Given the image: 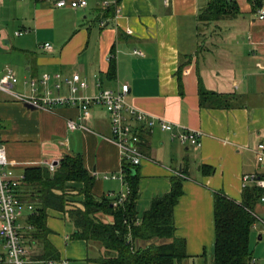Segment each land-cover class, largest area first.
<instances>
[{"label": "crops", "instance_id": "0c3cea01", "mask_svg": "<svg viewBox=\"0 0 264 264\" xmlns=\"http://www.w3.org/2000/svg\"><path fill=\"white\" fill-rule=\"evenodd\" d=\"M17 1V18L0 27V78L12 70L15 92L67 96V86L55 89L53 78L46 85L38 82L34 91L28 81L42 74H59L62 81L78 74L86 85L78 92L82 96L127 85L126 102L138 112L172 124L174 134L185 129L200 133V147L194 149L157 128L142 132L145 159L137 167L135 210L140 219L154 198L170 191L171 179L181 178L173 218L187 258L179 264H205V255L214 250L213 193L240 203L242 177L264 176V162L256 161L257 145L264 142V21L255 20L250 1L233 0L239 14L213 22L198 19L207 0H119L118 12L100 10L96 0L85 9L56 8L50 0ZM7 2L0 0V7ZM200 86L223 96L227 107L200 105ZM70 121L80 127L69 129ZM0 145L17 177L79 154L94 180V197L110 198L124 190L119 178H103L119 175L122 164L110 140L108 114L99 106H91L85 117L77 106L37 109L0 93ZM67 186L71 191L65 199L71 206L46 211L44 240L58 254L53 261L100 264L104 249L99 242L71 239L70 210L82 207L83 196L78 193L81 183ZM254 210L264 218V204L256 203ZM30 214L20 219L28 258L31 264H47L51 259H42L44 243L30 236ZM99 219L113 221L106 215ZM262 237L258 233V240ZM151 242L171 240L142 245ZM91 249L96 251L93 259L88 257Z\"/></svg>", "mask_w": 264, "mask_h": 264}, {"label": "trees", "instance_id": "16d2710c", "mask_svg": "<svg viewBox=\"0 0 264 264\" xmlns=\"http://www.w3.org/2000/svg\"><path fill=\"white\" fill-rule=\"evenodd\" d=\"M254 11L255 0H249ZM111 9V8H110ZM239 14L233 0H207L198 19L213 22L232 19ZM182 66L178 67V81ZM200 105L210 108L227 107L223 96L199 88ZM138 166L122 165L123 181L128 187V194L121 204H114L115 199L96 198L92 194L94 180L85 171L79 154L64 155L55 165L54 170L30 168L24 171L22 194L34 206L26 223L33 227L31 238L42 241L44 260H57L56 250L44 238L46 211H63L67 204L68 183H81L78 191L83 196L82 207L70 210L74 231L72 240L99 242L104 255L98 259L100 264H179L187 258L185 241L175 236L173 211L182 195V179L172 178L167 194L154 198L141 218L136 216L138 200ZM262 191L255 186L242 190V199L237 203L221 192L213 193L214 201V250L212 264H250L252 257L248 248L250 230L254 221L248 210H253ZM71 206V205H70ZM100 215L112 217V223H104ZM171 240L170 243L156 244L144 242Z\"/></svg>", "mask_w": 264, "mask_h": 264}, {"label": "built area", "instance_id": "2783aa9c", "mask_svg": "<svg viewBox=\"0 0 264 264\" xmlns=\"http://www.w3.org/2000/svg\"><path fill=\"white\" fill-rule=\"evenodd\" d=\"M44 2L48 0H36ZM56 8L85 9L91 0H50ZM100 10L112 8L118 12L119 0H96ZM256 6L253 11L255 20L264 21V0H255ZM21 35V33H16ZM46 50H50L49 44H44ZM133 54L142 55L141 52L134 50ZM55 80L53 87L61 89L65 84L69 94L67 96H52L50 92L43 95H31L17 93L13 90L17 82L14 72L6 69L0 78V93L9 96L14 101L28 104L37 109H53L57 106H77L83 116L89 115L91 106L103 108L109 117L110 140L117 146L120 154L121 164L139 166L145 159L141 150V134L157 128L162 132L170 133L171 139H176L182 145H188L194 149L200 147V133L190 132L186 129L179 134L172 132V124L152 118L142 112H138L134 107L126 102L128 86L122 85L118 90H101L94 96H82L79 90L86 87L78 74H73L69 79L61 80L59 74L53 76L42 74L39 80L31 79L28 81L29 88L34 91L37 83L46 85L50 79ZM74 122H68V128L77 129ZM256 161L261 164L264 162V142L257 145ZM55 165L50 163L48 168L54 170ZM104 179H117L123 181L122 170L119 175L111 174L103 176ZM23 176L17 177L10 168L9 162L2 146L0 145V264H31L28 258V251L23 243L20 219L25 213H33V204L24 198L22 194ZM124 190L120 194H110L109 197L115 199L114 204H121L125 201L128 194V187L124 183ZM247 186H255L264 192V176L257 174H246L242 177V189ZM257 203L264 204V193L260 195ZM254 221L251 229L256 230L259 236H264V218L254 209L248 210ZM250 264H258V260L253 256ZM47 264H66L49 260Z\"/></svg>", "mask_w": 264, "mask_h": 264}, {"label": "rangeland", "instance_id": "374dc122", "mask_svg": "<svg viewBox=\"0 0 264 264\" xmlns=\"http://www.w3.org/2000/svg\"><path fill=\"white\" fill-rule=\"evenodd\" d=\"M18 2L19 1L17 0H9V2H7L6 4L0 7V27L10 24L11 20L14 21L17 18L16 15L18 14V12H20L21 9L19 8L20 5ZM14 27L13 28L11 27L10 31H12ZM243 37L246 38V34H243ZM68 245L70 246V242L68 243ZM248 248L251 255L258 260V264H264V236L262 237L261 240H258V232L254 229L250 230ZM95 253L96 251L92 249L89 250L88 251L89 259H93ZM205 261H206L205 264H212V254H206ZM69 264H78V261L76 260L69 261ZM184 264H189V263H184Z\"/></svg>", "mask_w": 264, "mask_h": 264}, {"label": "water", "instance_id": "95a60500", "mask_svg": "<svg viewBox=\"0 0 264 264\" xmlns=\"http://www.w3.org/2000/svg\"><path fill=\"white\" fill-rule=\"evenodd\" d=\"M56 165H57V162H56Z\"/></svg>", "mask_w": 264, "mask_h": 264}]
</instances>
